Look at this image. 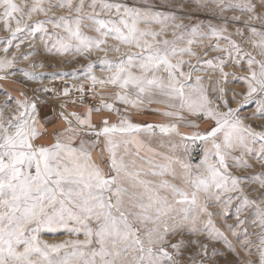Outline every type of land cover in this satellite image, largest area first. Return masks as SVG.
<instances>
[{
	"label": "snow or ice",
	"instance_id": "obj_1",
	"mask_svg": "<svg viewBox=\"0 0 264 264\" xmlns=\"http://www.w3.org/2000/svg\"><path fill=\"white\" fill-rule=\"evenodd\" d=\"M195 3L198 11L214 17L233 13L234 31L225 35L227 22L209 26L208 32L188 28L174 13L122 0H0V22L11 33L0 46V80L17 73L37 79L38 74L18 67L35 53L21 51L24 41L17 34L49 31L45 25L59 29L50 33L52 54L118 56L100 61L105 76L97 77L94 65H87L83 75L89 84L73 86L75 95L73 87L61 93L33 90L63 98L60 128L49 131L55 121L41 122L35 95L21 92V98L8 96L0 105V264H215L210 242L228 241L213 221L220 213L210 209L222 206L230 217L234 202L236 224H243L239 214L253 207L258 230L251 234L255 239L241 245L252 258L232 264H264V123H255L264 121V0ZM193 45L205 48L204 56L221 55L204 59ZM228 66L246 74L225 71ZM61 75L68 74H54ZM235 81L246 91L233 108L226 85ZM252 103L255 110L242 116ZM153 104L164 105V111H155L170 120L210 122L203 133L181 137L180 143L170 139V154L155 153L163 164L141 155L145 141L155 137L156 129L179 135L178 123L131 119L132 112ZM77 105L83 110L68 111ZM94 114L101 116L99 123ZM44 137L52 139L41 143ZM197 139L205 146L198 163L176 154L183 141ZM252 161L262 171L245 175ZM227 227L231 232L234 226ZM54 229L76 238L57 243L42 238Z\"/></svg>",
	"mask_w": 264,
	"mask_h": 264
},
{
	"label": "rangeland",
	"instance_id": "obj_2",
	"mask_svg": "<svg viewBox=\"0 0 264 264\" xmlns=\"http://www.w3.org/2000/svg\"><path fill=\"white\" fill-rule=\"evenodd\" d=\"M122 2L127 3L129 5L135 4H146L153 7L155 10L164 11L166 14L174 13L177 15V22H182L186 27H196L200 31L208 32L210 30L209 26L213 27H221L225 25L227 22L228 33L225 35H229L234 31V27L237 25H233L231 23V17L233 13H226L223 15L213 16L206 11H198L197 4L195 0H122ZM167 4V8L158 7L159 5ZM60 11L57 12V16L61 15ZM238 14V13H237ZM42 18V17H41ZM36 19V17H34ZM15 25L13 24V27ZM45 28L49 29V31H37L32 35L17 34L18 40L23 39L24 43L21 45V51L24 52H34L35 54L29 58V60L21 61L18 67L24 68L31 73L38 74L37 79L28 80L26 77H23L21 74L17 73L16 76L10 77L7 80H0V105L3 104L4 100L8 98V96H13L17 98H21V92L26 93L29 97L35 95L36 103L38 105V111L40 110L41 121L43 116L47 115L46 121L47 124L49 121H55L53 117L58 118V114L61 111L60 105L62 102V97L57 98V96L53 93H44V92H36L34 93V89H40L44 87H48L54 90V93H61L65 87H73L78 86L80 84L88 85L89 81H87L83 75V72L86 70L87 65L93 64V72L97 77L107 75V72L103 70V66L100 64V61L103 59L115 60L118 58L117 54L109 53L105 56L103 52H93L92 54L85 53L84 55H78L75 53H68L64 55L52 54L49 52L48 47L51 46L54 41L51 39L50 33L59 31V29H54L51 25H45ZM84 31L88 35H96V33L89 31L87 28ZM11 35L9 31L3 29L2 22H0V46L3 45V42L6 38ZM168 39H172L171 30L169 29ZM233 39H237V37L233 36ZM109 43H115V41H109ZM221 47L225 45L224 41L220 42ZM32 45V47H29ZM47 46V47H46ZM245 47H247L245 45ZM194 51L200 53V55L204 59H212L214 57H218L221 55L219 52H208L207 56H204L205 48L200 47L199 45H193ZM124 49L122 48V51ZM15 51V48H13ZM2 54V53H0ZM185 59H188L185 57ZM196 58H193V62H195ZM34 63H42L43 67H33ZM225 71L232 72L236 71L238 76L245 75L246 73L240 71L239 69H235L232 66H228L225 68ZM56 73H67V76H54ZM200 75H205L204 73H199ZM213 78L217 75V73H209ZM230 81H233V77H229ZM207 83V81H206ZM227 88L231 89V92L228 94V99L231 102V107L236 108L239 105V102L242 100V96L239 95L246 91V86L239 81L231 82L226 85ZM73 93L75 94V88L73 87ZM236 95V100L232 101V95ZM90 96V94H89ZM93 103L98 104L99 100L92 101ZM12 108L15 107L13 103ZM256 104H250L242 113V116H250L251 113L255 110ZM155 109H160V111H164L165 106L162 104H153L148 109L142 112H132L131 119L134 123L139 124H154L159 125L162 123H178L179 125V135L173 133L171 137L168 135L161 134L158 129H156V135L151 140L145 141V148L141 152V155L145 157H150L154 159L157 163L163 164L166 163L160 156L155 155V153H163L165 155L170 154V145L169 140L172 139L173 143H180L181 137L192 136L196 132L203 133L208 127L210 122L207 119H200L197 117H187V123L179 120H170L169 118L160 114V112L155 111ZM83 108L79 105L76 107L69 106L68 111H82ZM42 111V112H41ZM44 112V113H43ZM46 113V114H45ZM7 114V113H6ZM96 115V114H94ZM112 122H116V116L112 115L109 117ZM101 118H98L95 122L99 123ZM59 121V119H58ZM256 125H260L264 123L257 119L255 121ZM55 123L49 124L50 126H54ZM55 128H60L55 125ZM259 130V128H257ZM51 137H48V142H50ZM187 146L188 152H184V146ZM153 149L152 152L148 151V147ZM204 144L200 140H185L181 144V147L176 149L177 155H184L185 159L190 160L193 164L198 163L203 159L204 153ZM94 158L98 159V152L94 153ZM254 163V167L251 170L245 172V175L252 173H259L262 171L259 163ZM249 183H252L249 181ZM258 193L253 194L251 198L255 199ZM264 207V204L261 205ZM210 211L220 213V215H214L213 221L216 227L220 232L223 233V237H226L228 243H225L224 238L213 239L210 242V247L208 249L209 254L212 256V260L215 261V264H232V262L243 258L244 260L252 258L249 255V251H246L242 248V242L246 241L249 238L255 239L251 234L258 229L253 226L254 221L257 219L255 210L253 207H249L246 211H242L239 214V219L244 221L243 224H236V212H235V202L233 205L229 206L228 212L231 213L230 217H226L224 213V209L222 206L216 205L210 209ZM228 225H233V229L230 232L228 229ZM44 240L49 243H57L63 240L75 239L76 237H70L63 229H54L51 232H45L42 237ZM83 239V237H79ZM187 239V238H186ZM194 240L205 239V237H191ZM208 242V241H206ZM229 244L233 245L235 251L229 248ZM195 247L189 249V251H194ZM215 251V254H213ZM251 251L254 252V246Z\"/></svg>",
	"mask_w": 264,
	"mask_h": 264
},
{
	"label": "crops",
	"instance_id": "obj_3",
	"mask_svg": "<svg viewBox=\"0 0 264 264\" xmlns=\"http://www.w3.org/2000/svg\"><path fill=\"white\" fill-rule=\"evenodd\" d=\"M41 112H42V111H41ZM39 113H40V110H39ZM43 113H44V112H43ZM45 114H46V113H45ZM40 117H41V114H40ZM46 118H47V115L43 116L42 120H43L44 122H42V121H41V122L44 123V124H47ZM98 118H101V116H100V115H94V117H93L94 121H96ZM53 119L55 120V125H57V127H61V126H62L63 122H62L61 120L58 121V118H57L56 116L53 117ZM55 125H54V126H50L49 131H51V129H52L53 127H55ZM51 139H52V138H51ZM50 141H51V140H50ZM40 142H41V143H48V137H44Z\"/></svg>",
	"mask_w": 264,
	"mask_h": 264
},
{
	"label": "built area",
	"instance_id": "obj_4",
	"mask_svg": "<svg viewBox=\"0 0 264 264\" xmlns=\"http://www.w3.org/2000/svg\"><path fill=\"white\" fill-rule=\"evenodd\" d=\"M68 87H70V86H68ZM76 94V93H75ZM74 93H73V95H75Z\"/></svg>",
	"mask_w": 264,
	"mask_h": 264
}]
</instances>
